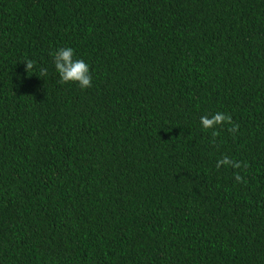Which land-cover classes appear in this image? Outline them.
I'll use <instances>...</instances> for the list:
<instances>
[{
  "label": "trees",
  "instance_id": "obj_1",
  "mask_svg": "<svg viewBox=\"0 0 264 264\" xmlns=\"http://www.w3.org/2000/svg\"><path fill=\"white\" fill-rule=\"evenodd\" d=\"M0 264H264V0H0Z\"/></svg>",
  "mask_w": 264,
  "mask_h": 264
},
{
  "label": "clouds",
  "instance_id": "obj_2",
  "mask_svg": "<svg viewBox=\"0 0 264 264\" xmlns=\"http://www.w3.org/2000/svg\"><path fill=\"white\" fill-rule=\"evenodd\" d=\"M55 71L58 73L61 83L76 82L81 89H87L92 86V72L90 65L84 59L76 58V51L70 46L61 47L52 53ZM26 72L28 73L33 69L32 61H25ZM42 75H47V70H42ZM230 117L223 113H216L212 117L202 116L201 125L203 128L208 129L222 122L229 120ZM228 164L231 163L227 158L218 162ZM239 167L238 164L234 165ZM237 180L241 177L237 176Z\"/></svg>",
  "mask_w": 264,
  "mask_h": 264
}]
</instances>
